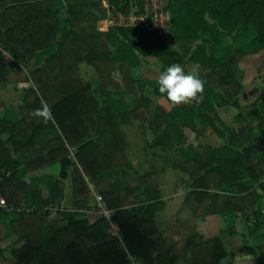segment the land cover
Masks as SVG:
<instances>
[{"label":"trees","instance_id":"obj_1","mask_svg":"<svg viewBox=\"0 0 264 264\" xmlns=\"http://www.w3.org/2000/svg\"><path fill=\"white\" fill-rule=\"evenodd\" d=\"M128 1L105 0L121 13L127 12ZM83 3L67 0L62 17L58 12L60 0H0V84L6 83L7 65L19 69V63L28 61L31 67L30 85L23 90L21 102L0 105V134H6L4 140L0 139V167L9 170L0 182V193L8 205L27 201L58 204L63 179L69 173L70 204L85 208L90 193L87 179L99 187L103 205L112 210L110 221L119 237L99 238L96 228L103 218L88 223L81 214L67 213L60 218L62 223L45 224L46 210L13 212L0 208L5 236H16L9 243L13 264H154L158 247L154 236L158 231L152 216L164 205L153 183L155 170L135 177L122 171V180L113 182L104 174L129 165L120 123L130 116L152 133L151 148L178 146L180 154L173 166L188 176L189 188L182 204L191 215L220 214L226 223L218 235L206 239L196 232L188 234L182 263L219 264L220 259L233 254L224 247L222 236L234 233V220L239 215L247 218L254 212L259 199L255 188L264 193V183L257 185L263 182L258 179L264 173V94L241 107L237 95L242 85L235 76L242 57L264 49V0H166V31L175 46L166 40L164 29L157 32L121 27L118 34L98 30L96 20L105 18L106 8L101 0H94L90 7L95 15L84 11ZM240 31L242 38L231 36V46L221 44L222 34ZM146 56L157 60L160 72L172 64L184 68L186 63H193L202 71L196 74L205 82L203 99L192 102L195 107L173 105L166 94L159 92L158 80L132 79L129 68ZM82 61L94 68L100 82L110 81V72L117 68L123 88L135 95V106L127 108L128 112L121 109L124 103L117 96H107L99 104L89 85L76 73ZM144 82L147 88L142 93ZM149 95L163 97L169 106L157 103L152 107ZM42 99L51 108L53 119L48 122L31 115L41 107ZM224 106L237 110V128L216 114V108ZM195 117L211 126L215 121L218 127L214 130L226 137V144L182 148V128L193 127ZM38 128L52 134L48 148L18 168L21 163L12 154L30 146ZM70 148H74L73 160L69 158ZM53 163L59 165L56 176H35L48 189L45 198L30 185L32 179L25 183L16 176ZM137 194L145 203L139 213L125 207L137 200ZM242 247L248 249L256 264H264V249L257 252L246 242Z\"/></svg>","mask_w":264,"mask_h":264},{"label":"rangeland","instance_id":"obj_2","mask_svg":"<svg viewBox=\"0 0 264 264\" xmlns=\"http://www.w3.org/2000/svg\"><path fill=\"white\" fill-rule=\"evenodd\" d=\"M93 1L94 0H83L84 2L83 8L84 11L92 12L93 14L96 15V13L90 7L91 2ZM60 2H61V7H59L58 12L61 16L65 17V7L67 0H63V1L60 0ZM129 12L131 13L129 15H132L133 11L131 9ZM127 15L128 14H126L125 16ZM101 20H102V24H101L102 28H104L106 31L112 32L113 34L114 33L118 34V28L121 27L141 28L139 27V24L135 22L131 23L132 22L131 20L124 18L123 14L119 13L117 7L113 8L112 6H108L106 8V16ZM109 20H111V22H109ZM167 28L168 25L162 31V33L165 35L166 40L170 44L175 46L170 35L166 31ZM148 31H152V30H148ZM242 34L243 33L241 31L234 32L232 35L229 36L222 34L220 36V42L223 46H231L232 38L241 39ZM118 36L120 37V35ZM109 48L113 49V47H111L110 45ZM3 54L5 57L9 56L8 53L6 52H3ZM19 66H20L19 69H15L14 67H9L7 65L8 67L7 73H11L10 78L14 77L12 76L13 74H15V77L18 78V79H11L12 81H10V83L7 84L8 105L19 104L21 102L23 90L30 85L28 79V72L30 70L29 66H27L26 63H19ZM184 69L186 73L194 72L196 74L198 71H200L194 66L193 63H186ZM15 71L17 72V74L15 73ZM76 73L82 82L87 83L89 85V87L93 91L92 93L96 97L99 104L104 102L107 96L110 97L117 96L119 97L121 102L124 103V106L122 105L121 109L126 110L128 112L127 108L132 109L135 106L136 103L135 95L132 92L123 88L121 82L122 76L117 68L113 69L112 72H110L109 74L110 81L107 82L105 81L100 82L94 68L83 61L77 64ZM114 73L118 75H114ZM159 73L160 70L158 69L157 60L154 57H150V56L139 57L138 64L129 68L130 77L132 79H137L140 82L146 80H158ZM235 76L242 85V88L237 95V101L241 107L253 101H256L260 93L264 94V49L259 51L258 53L246 55L242 57L238 62V67ZM5 86L6 84H0V87L4 88ZM12 86H14L15 88L17 87L19 91L14 90V88L11 89ZM145 88H147L146 82H144L141 85L140 92L144 93ZM148 98L150 100L152 107H154L155 104L157 103L162 104L166 108L169 106V103H167L163 97L156 99L153 96L149 95ZM191 106L193 107L194 105L192 104ZM195 110L201 111V109L198 108H195ZM236 111L237 110H234L226 106L216 108L215 110L216 114L222 120H224L227 124L232 125L234 128H237L240 124L234 119V114ZM123 115L124 113L121 114L122 118ZM128 118L130 119H128L127 122L120 123L121 124L120 128L123 131L125 137V143H126L125 157L126 159H128L129 165H124L121 168L118 167L107 170L104 173L106 175L105 176L106 180H108L109 182H113L115 180L116 181L122 180V174H121L122 171L127 172L132 177H135L138 174L153 169L155 170L153 183L160 191L161 199L166 200L168 198H171L173 195L185 194V192L189 188L188 176L173 166L176 158L180 154L178 146H173L170 149L151 148L150 145L152 143L153 135L149 131V129L144 125L143 122H140L136 118H132L131 116ZM215 127H218L215 121L213 126H211L208 123L204 122L202 119L195 117L193 127L182 128L183 133L185 135V141L182 144V148L186 149L187 145H191L192 147H194L197 144H207L215 148L225 145L227 142L226 137L219 136L214 130ZM33 153L34 152H31V154ZM30 156L31 155L26 154L24 155L23 159L24 160L29 159L31 158ZM23 159L19 157L18 160L21 162L24 161ZM129 161L131 163V166ZM263 183L264 182H258L257 185L262 186ZM120 184L121 182L118 185ZM89 185L91 191H93V195L90 194L88 198L89 205L88 207L83 208V211H79L77 213L81 214L84 218H86L88 223H93L98 219L103 218L104 222L99 224L96 228V232L99 234V238L103 239L105 237L106 238L118 237L119 235H118L117 227L115 228L114 227L115 225L111 221H110L111 223L109 224L106 219L107 217H110L111 213L104 215L101 214L99 210H97L102 200L101 199L100 201H98L96 199V196L98 195L97 190L99 187L93 186V183ZM258 188L259 187L255 189L257 190ZM262 195L258 194L259 199L261 200L259 201L257 206H253L254 212L248 213L247 218H244L243 216L239 215L234 220L235 222L237 219H239L236 226L238 228L234 229L235 234L239 233V235H244L245 233L248 232L251 233L255 231L254 235L255 237H258V235L256 234L258 227L260 225H264V196L262 197ZM144 204L145 203L141 195L137 194V200L134 201L131 205H126L125 207L131 209V211L133 212L139 213L143 209L141 206H144ZM156 221L158 222L159 225L163 226L167 221V217L165 214H160L157 216ZM186 224L188 227H191L189 221H187ZM5 241L7 242L8 239H6ZM4 249L7 250V246L3 247V250Z\"/></svg>","mask_w":264,"mask_h":264},{"label":"crops","instance_id":"obj_3","mask_svg":"<svg viewBox=\"0 0 264 264\" xmlns=\"http://www.w3.org/2000/svg\"><path fill=\"white\" fill-rule=\"evenodd\" d=\"M63 1V0H62ZM63 17V16H62ZM101 18L96 20V28L98 30L103 29ZM28 65V61L26 62ZM40 65V64H39ZM31 69V67L29 66ZM17 74V72L15 71ZM11 73H7L6 78V86L0 87V105H8L7 98H8V88L7 84L12 81L11 79H18L13 74L10 78ZM13 83V82H12ZM11 83V84H12ZM19 91L18 88L12 86L11 89ZM14 105V104H13ZM121 125V124H120ZM183 131V130H182ZM52 134H45V130H40L38 128L35 132L33 137L32 143L30 146L24 147L15 153L12 154V157L15 159H19L21 157L23 159L24 155L28 154L31 155L29 159H23L21 161V165L18 168H22L23 163L26 161L31 160L32 158H36L40 153H43L48 148L47 140L51 138ZM6 134H0V139L4 140ZM44 147V148H43ZM70 160H73V153L74 148H70ZM31 152H34L31 154ZM128 160V159H127ZM130 163V161H129ZM131 166V163H130ZM24 168V167H23ZM56 169V170H55ZM59 170L58 163H53V165H49L42 169L36 171H24L18 173L16 176L19 180L24 181L25 183H30L31 186H34L40 196L45 198L49 196L48 189L43 182L37 181L35 176H42V175H49V176H56ZM86 179V178H85ZM260 181V178L258 179ZM86 183L90 190V194L93 195V191H91L90 185L91 182L86 179ZM63 190H62V199L58 204H46V205H35L32 203L21 202L14 205H21V206H29L32 211H47V217L45 224L54 222L55 224L62 223V219H60L64 214L67 213H77L79 211H83V208H74L70 204V175L69 173L66 174V177L63 179ZM94 186V185H93ZM259 189V188H258ZM257 189V194L262 195L264 194L260 189ZM88 196V198H89ZM183 195H173L171 198L163 200V208L159 211L154 212L152 219L153 223L158 231L156 237V243L158 245L156 251L154 252V264H183L181 261V256L183 255V248H184V239L185 237L192 233L196 232L202 236V238L206 239L212 236H216L219 234L220 230H224L226 227V223L223 217L220 214H210L201 217H194L191 215L190 211L182 204ZM264 195H262L263 197ZM261 199L257 201L254 206H257ZM89 205V200L87 199V207ZM86 208V207H85ZM14 212V211H13ZM160 214H165L167 217V221L165 225L161 226L156 221V218ZM237 219L234 222V229H237ZM108 223L111 222L107 219ZM187 221H189L190 226H187ZM264 225H260L256 234L258 237H255V231L251 233H245L244 235H239V233H233L231 235L225 234L222 236V243L228 252H232V256L226 255L222 259H220L219 264H256L252 255L248 251V249L243 248L242 244L246 242L247 244H252L257 252H260L264 249ZM116 228V226H114ZM254 227V226H253ZM6 231V224L4 221L0 220V264H13V260L9 253V243L16 237L13 233L9 236H5ZM260 231V232H259ZM12 237V238H11ZM119 237V236H118ZM8 239L6 242L5 240ZM5 242V243H4ZM7 246V250H3V247ZM29 264H35L33 261Z\"/></svg>","mask_w":264,"mask_h":264},{"label":"clouds","instance_id":"obj_4","mask_svg":"<svg viewBox=\"0 0 264 264\" xmlns=\"http://www.w3.org/2000/svg\"><path fill=\"white\" fill-rule=\"evenodd\" d=\"M157 83L159 92L166 94L173 105L191 104L194 101L198 103L203 99L205 82L194 72L186 73L180 64H172L160 72ZM31 115L44 122L53 119L51 108L43 99L41 107L34 109Z\"/></svg>","mask_w":264,"mask_h":264},{"label":"built area","instance_id":"obj_5","mask_svg":"<svg viewBox=\"0 0 264 264\" xmlns=\"http://www.w3.org/2000/svg\"><path fill=\"white\" fill-rule=\"evenodd\" d=\"M101 4L103 7H108L105 0H101ZM130 9L133 11L132 15L129 11ZM119 13H121L119 11ZM123 14V17L131 20L137 24H139V27L145 28L152 31L161 32L163 29H165L169 22V13L166 9V0H129L128 1V8L127 12L121 13ZM128 14L127 16H125ZM120 15V14H118ZM102 19V18H101ZM111 22V20H109ZM102 31H106L104 28L100 29ZM9 173V170L0 167V182L3 180L5 176H7ZM260 181L264 182V173L260 177ZM96 199L98 201L101 200L100 196L97 195ZM97 210L100 211L101 214L107 215L108 213L112 214V210L107 209L101 200L100 205L98 206ZM0 208L4 211H14V212H20V211H32V209L29 206H21V205H8L0 193ZM111 216V215H110ZM110 221V217H107Z\"/></svg>","mask_w":264,"mask_h":264}]
</instances>
